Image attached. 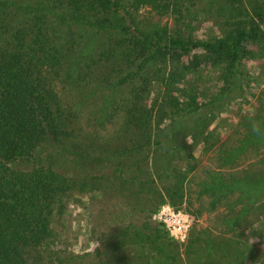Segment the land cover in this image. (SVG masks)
Masks as SVG:
<instances>
[{
	"label": "trees",
	"instance_id": "1",
	"mask_svg": "<svg viewBox=\"0 0 264 264\" xmlns=\"http://www.w3.org/2000/svg\"><path fill=\"white\" fill-rule=\"evenodd\" d=\"M193 2L0 0V264H41L55 238L52 217L64 213L73 192L126 191L142 211H150L164 195L173 204L181 202L182 183L192 167L182 168V160L198 140L205 149L215 143L208 128L213 107H203L228 97L241 75L240 59L264 45V0H248L247 9L240 0H224L231 8L221 5L218 9L226 13H215L223 19L221 34L203 40L183 33L179 25L184 13L193 14ZM146 4L159 16L172 15L174 28L137 26L134 14ZM72 26L76 34L67 35L64 28ZM88 30L101 35L94 44L84 41ZM193 50L200 52L190 54ZM199 61L215 66L220 84L214 94L207 92L206 102H196V92L181 101L185 86L176 85ZM60 82L101 92L96 125L120 115L117 144L82 129L76 109L57 93ZM259 110L244 117L235 145L223 141L216 147L218 168L206 170L199 182V195L209 197V209L224 206L219 220L238 237L245 228L241 215L264 194V171L222 168L262 144L264 114ZM72 140L76 170L68 172L58 165L56 151L64 152ZM55 147L60 149L52 154ZM46 148L50 151L42 153ZM162 233L145 221L114 226L94 251L102 256L91 264H179L178 251ZM183 254L190 264H241L250 251L233 237L194 228Z\"/></svg>",
	"mask_w": 264,
	"mask_h": 264
},
{
	"label": "rangeland",
	"instance_id": "2",
	"mask_svg": "<svg viewBox=\"0 0 264 264\" xmlns=\"http://www.w3.org/2000/svg\"><path fill=\"white\" fill-rule=\"evenodd\" d=\"M224 0H196L190 6L191 15L184 13V18L180 25L182 32H193V36L197 39H209L221 34L223 19L216 12H224L218 8L226 5L225 8H231L230 2L223 4ZM244 8H248V0H240ZM234 5V4H233ZM211 13L214 15L212 16ZM226 13V11L224 12ZM135 22L137 26L144 27L148 23H157L166 25L168 28H174L175 20L172 15H157L151 4L140 6L135 12ZM193 15V16H192ZM187 22V26L185 23ZM137 27V28H139ZM264 33V23L260 25ZM75 26L64 28L67 35L76 34ZM88 30L85 32L84 41L94 44L100 34ZM103 35V34H102ZM85 42V43H86ZM89 44L85 46L90 47ZM200 50H193L190 54H197ZM181 60L185 63L188 56H181ZM239 70L241 75L236 78V85L231 88L228 97L223 101L214 102L204 108L210 109L214 113L213 119L208 125L209 130L213 131L215 143L213 146L205 149L203 142L199 141L194 146L191 156L182 160L181 167L188 168L192 166L182 183L183 198L180 203L173 204L167 196L158 197L150 211H142L135 207L136 203L125 197L126 191L113 189L109 191L104 188L102 191H91L90 193L73 192L67 202L65 211L60 216H53L51 225L55 232V238L49 249L42 256L41 264H91L102 256L94 254V251L102 247L106 233L114 226H121L125 223H142L148 222L151 226H157L162 235L174 245L175 250L180 255L179 264H190L186 261L183 254L190 231L196 228H209L212 234L218 237H233L237 242L243 243L249 248L250 255L246 256L241 264H264V194L256 201V203L241 215V224L245 226L240 237L226 231L224 225L219 220V214L224 212V206L217 204L213 209H209V197L199 195V182L205 177L206 170L218 168L217 149L216 147L223 141L229 146L235 145L236 138H240L243 132L242 122L244 117H250L255 110L264 114V45L263 50L253 49L251 54H247L239 61ZM100 67V71H101ZM218 70L215 66L207 64L203 61L196 63L194 71L186 74L181 84H177L176 88L184 87L185 95L180 96L181 101L189 100L188 92L198 94L196 102H206L209 98V90L212 94L216 92L218 82ZM187 79V80H186ZM89 87V86H87ZM59 97L63 103L70 104L76 109L78 114V124L85 132L99 136L105 142L113 145L112 141L117 144L118 139L115 135L121 129V116L117 115L112 121L104 122L102 126H97V121L103 105V96L98 90L91 88L85 89V86L75 87L69 84L56 83L55 86ZM92 89V91H91ZM84 94L80 95V91ZM105 91V89H103ZM156 91H153L155 95ZM160 93V92H159ZM122 94V93H121ZM120 95L117 90L116 96ZM152 94H150V97ZM194 98V99H195ZM93 129L96 130L92 133ZM199 138H201L199 136ZM190 138L186 137L187 144ZM66 150L56 151L60 149L55 147L52 154L58 152L60 154L58 165L66 168L68 172L76 170L75 159L77 157L76 141L72 140L65 145ZM46 148L42 153L49 152ZM237 162L232 167H223L229 170H259L264 171V137L262 144L258 150L248 149L237 157ZM159 187V185H158ZM237 197L236 193L231 195L232 199ZM243 200L236 203L238 210L243 206ZM247 204V203H246ZM260 205L262 209H255V205ZM171 206L175 210L183 214H189L191 221L185 237L180 241L179 237H173L168 232L163 223L157 218V212L161 206ZM116 214V215H115ZM149 216V217H148ZM241 238V239H240ZM103 251V249H102ZM58 254V255H57Z\"/></svg>",
	"mask_w": 264,
	"mask_h": 264
},
{
	"label": "built area",
	"instance_id": "3",
	"mask_svg": "<svg viewBox=\"0 0 264 264\" xmlns=\"http://www.w3.org/2000/svg\"><path fill=\"white\" fill-rule=\"evenodd\" d=\"M157 218L163 223L167 232L173 237H179L180 241L185 237V231L189 227L191 217L183 214L171 206H161L157 212Z\"/></svg>",
	"mask_w": 264,
	"mask_h": 264
}]
</instances>
